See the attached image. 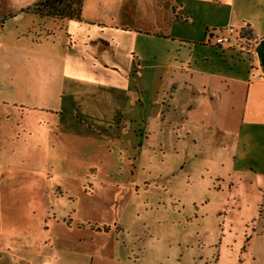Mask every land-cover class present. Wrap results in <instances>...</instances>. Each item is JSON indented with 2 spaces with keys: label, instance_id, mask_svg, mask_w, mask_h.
Listing matches in <instances>:
<instances>
[{
  "label": "rangeland",
  "instance_id": "374dc122",
  "mask_svg": "<svg viewBox=\"0 0 264 264\" xmlns=\"http://www.w3.org/2000/svg\"><path fill=\"white\" fill-rule=\"evenodd\" d=\"M144 2L151 9L164 4ZM244 12L236 9L233 24L244 23ZM36 14L8 25L18 24L17 32L31 29L32 34L55 28L67 38L61 20ZM143 34L144 40L156 38ZM210 50L220 61L221 54ZM260 51L264 66V47ZM221 52L231 59L245 56L230 48ZM241 60L246 67L251 62L248 57ZM161 81L145 79L148 92L142 109L137 101L126 118L143 109L145 116L156 114ZM86 88L76 89L72 97L67 94L65 111L50 115L47 138L33 134L21 139L17 150L23 155L15 166H0V264L69 247L107 258L118 254L131 264H264V159L255 175L230 174L264 157V138L261 144L254 140L243 145L249 157L240 156L235 166L215 164L209 146L190 138L186 151H153L152 143L140 157L136 140L146 137L147 130L133 125L125 134L124 120L111 127L116 119L112 108L94 102ZM59 120L62 132L54 134ZM69 131L78 138L70 140ZM150 140L154 142L153 134ZM35 153L42 155L41 161L32 160ZM67 259L63 257L65 264L85 263L83 257Z\"/></svg>",
  "mask_w": 264,
  "mask_h": 264
},
{
  "label": "crops",
  "instance_id": "0c3cea01",
  "mask_svg": "<svg viewBox=\"0 0 264 264\" xmlns=\"http://www.w3.org/2000/svg\"><path fill=\"white\" fill-rule=\"evenodd\" d=\"M38 1L0 0L3 168L15 166L23 155L17 150L21 139L33 134L47 138L50 115L64 112L66 95L72 97L76 89L87 86L94 102L104 101L112 108L116 119L110 121L111 127L124 120L125 134L133 125L147 130L146 137L136 140L140 157L152 143L153 151H186L190 138L209 146L215 164L235 166L240 156L249 157L243 145L263 142L264 66L259 57L264 47V0H161L164 4L153 9L144 0H84L78 18L49 17L53 22L61 20L66 39L55 28L32 34L31 29L17 32L18 24L8 25L26 14L37 15L24 10ZM237 8L246 11L245 21L235 25ZM149 12L152 17L146 19ZM227 26L250 27L258 39L254 52L238 60L226 57L221 51L228 48L215 44L211 36ZM144 32L156 38L144 40ZM213 48L221 54L220 61L208 54ZM246 57L251 61L247 67L240 61ZM150 77L162 80L154 103L156 114L145 116L143 109L126 118L137 101L142 109L148 92L145 79ZM118 116L123 118L119 121ZM56 126L51 132L61 133V120ZM67 135L70 140L78 136L73 131ZM35 155L32 160H42L41 154ZM258 158L247 170L234 168L230 174H257L264 157ZM58 251L40 258L15 256L13 264H65L64 256L68 261L83 257L84 264H131L118 254L107 258L74 247Z\"/></svg>",
  "mask_w": 264,
  "mask_h": 264
},
{
  "label": "built area",
  "instance_id": "2783aa9c",
  "mask_svg": "<svg viewBox=\"0 0 264 264\" xmlns=\"http://www.w3.org/2000/svg\"><path fill=\"white\" fill-rule=\"evenodd\" d=\"M211 40L219 46L238 50L244 54H251L255 50L258 39L248 26H227L217 34H212Z\"/></svg>",
  "mask_w": 264,
  "mask_h": 264
},
{
  "label": "trees",
  "instance_id": "16d2710c",
  "mask_svg": "<svg viewBox=\"0 0 264 264\" xmlns=\"http://www.w3.org/2000/svg\"><path fill=\"white\" fill-rule=\"evenodd\" d=\"M84 0H40L24 11H33L56 19L78 18ZM178 16V12H176Z\"/></svg>",
  "mask_w": 264,
  "mask_h": 264
}]
</instances>
